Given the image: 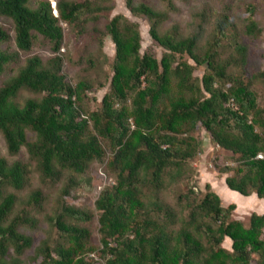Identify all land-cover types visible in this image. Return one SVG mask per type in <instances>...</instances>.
I'll return each instance as SVG.
<instances>
[{
    "label": "trees",
    "instance_id": "1",
    "mask_svg": "<svg viewBox=\"0 0 264 264\" xmlns=\"http://www.w3.org/2000/svg\"><path fill=\"white\" fill-rule=\"evenodd\" d=\"M103 2L56 0L55 15L49 0H0V16L12 21L17 48L1 47L11 35L0 26V132L7 151L15 155L25 147L43 181L55 183L65 175L68 182L51 218L62 241L43 242L35 254L40 261L33 262L98 264L90 257L94 253L104 264H264V214L253 212L246 222L234 218L235 203L222 206L210 184L202 196L193 188L180 192L173 205L161 197L188 174L186 163L200 147L192 133L200 126L237 162L218 168L226 174L225 185L264 200V107L249 82L230 73L232 65L245 63L247 47L237 38L229 40L234 29L229 16L215 19L204 37L210 16L200 10L194 31L181 36L176 25L160 32L167 10L126 0L131 14L147 19L151 39L164 52L160 59L149 51L140 54L138 24L122 14L107 20L103 31L93 27L110 37L114 58L109 90L99 108L90 111L84 102L91 84L72 85L62 72V24L85 32L98 13L109 9ZM261 31L249 19L245 33L257 37ZM39 35L51 44L53 55L46 61L29 56L2 79L18 52L30 51ZM228 49L234 53L224 55ZM198 66H204L201 78L193 76ZM254 78L264 82V73ZM24 90L36 97L18 102ZM27 131L34 133L32 140ZM94 161L105 162L114 176L94 201L99 246L78 224L91 214L64 200L81 182L90 188L89 178L79 177ZM28 173L27 164L0 156V264H29L21 257L32 239L18 227L35 225L30 209L41 205L43 195L35 190L22 212L13 214L17 196L7 190L22 189ZM225 239L230 248L223 246Z\"/></svg>",
    "mask_w": 264,
    "mask_h": 264
},
{
    "label": "rangeland",
    "instance_id": "2",
    "mask_svg": "<svg viewBox=\"0 0 264 264\" xmlns=\"http://www.w3.org/2000/svg\"><path fill=\"white\" fill-rule=\"evenodd\" d=\"M82 1V0H77ZM126 0H105L103 6L109 8L98 13L99 19L91 22L86 31L78 34L73 32L62 24L64 29V39L60 54L63 58L62 72L66 80L74 85L79 80H86L91 84V89L87 91V97L84 102L86 110H96L99 108L101 98L109 90L110 79L113 74L112 64L114 58V44L108 35L99 34L93 30L103 31V25L107 20L116 14H122L129 21L138 24L141 35L140 54L145 51L152 53L157 59H160L164 49L154 42L149 33V23L147 19L141 15H133L127 9ZM136 3L144 2L156 9L167 10L168 19L161 25L160 32H164L172 25L178 27L181 36L190 35L200 18L196 13L205 9L209 14L210 22L205 25L204 37H207L212 30L215 19H219L224 15L229 16L230 21L234 25L229 40L237 38L238 42L247 47V56L244 64L236 63L231 66L230 73L240 76L249 82L250 88L258 95V103L264 107V82L259 78H254L260 72L264 73V0H172V5L167 0H134ZM53 14L56 12V0H49ZM111 7V8H110ZM249 19L254 20L262 28L261 34L257 37L250 36L245 33V26ZM0 26L5 28L11 35L9 42L2 44L3 49L8 51H17L14 44L13 24L9 18L0 16ZM205 38L202 39L204 42ZM234 51L227 50L224 55ZM19 59L17 62L10 63L2 79L14 74L15 70L23 64L24 60L32 55L39 56L46 61L53 55L51 44L42 36H38L32 48L28 52L19 51ZM186 59L194 64L190 59ZM91 60V64L89 63ZM204 73V66H198L193 72V76L201 78ZM36 97L29 91H21L17 97V101L22 103L26 98ZM198 140L200 147L197 155L187 161V175L179 184L171 186L161 193V197L167 203L173 205L176 203L177 195L181 192H187L189 188H193L198 196L205 193V184H210L214 192L220 199L222 206L235 202L236 209L233 211V217L245 218L247 221V209L255 207L252 211L256 213H264V201L249 200L246 196L240 195L238 192L230 190L224 182L226 174H220L218 168L224 165H236L232 154L215 145L208 134L202 127L198 126L192 133ZM28 140L34 138V133L27 131ZM0 156L4 157L8 162L20 161L28 165L29 173L26 178L25 185L20 190L8 188L9 192H13L17 196V202L14 206L13 214H20L27 204L29 195L35 190H40L43 195V201L40 206L31 207L30 214L36 219L35 225H20L19 231L28 235L32 239V244L22 255V259L29 264L34 258L40 261V257H36V248L43 242L54 245L56 242L62 241L60 232L53 226L51 218L55 215L61 204V189L68 182L63 176L61 181L51 183L43 181L37 170L34 160L29 158L27 150L22 147L20 151L11 155L8 153L4 138L0 132ZM89 178L90 188L86 183L81 182L79 186L71 189L70 194L64 198L69 205L81 208L91 214L88 222H79L78 224L86 226L90 230L89 242L99 246L97 213L95 212L94 201L102 188L114 183V176L106 169L105 162H92L79 179ZM257 198V197H256ZM261 200V199H259ZM262 201V200H261ZM255 202V203H254ZM223 246L230 248L227 242H223ZM98 264H104L103 260L96 254H90Z\"/></svg>",
    "mask_w": 264,
    "mask_h": 264
},
{
    "label": "crops",
    "instance_id": "3",
    "mask_svg": "<svg viewBox=\"0 0 264 264\" xmlns=\"http://www.w3.org/2000/svg\"><path fill=\"white\" fill-rule=\"evenodd\" d=\"M234 192H236V191H234ZM249 200H254L255 202L256 201H260V202H262L263 203V199H261V200H259V198L256 196V194L255 193H253V194H251V195H249V196H246ZM257 197V198H256ZM254 202V203H255ZM233 203H235V202H233ZM236 205H238V204H236ZM255 207H252V209H250V208H248L247 209V216L249 217L250 215H251V213H253L254 211H252L253 209H254ZM254 213H256V212H254ZM257 214H264V213H257ZM234 218H236L235 216H234ZM236 219H240V220H245V218L243 219V218H236ZM225 242H227L229 245H231V242H230V240L229 239H225Z\"/></svg>",
    "mask_w": 264,
    "mask_h": 264
},
{
    "label": "built area",
    "instance_id": "4",
    "mask_svg": "<svg viewBox=\"0 0 264 264\" xmlns=\"http://www.w3.org/2000/svg\"><path fill=\"white\" fill-rule=\"evenodd\" d=\"M55 9V8H54ZM55 15L57 14L56 12L54 13ZM258 157H262V155H258Z\"/></svg>",
    "mask_w": 264,
    "mask_h": 264
}]
</instances>
